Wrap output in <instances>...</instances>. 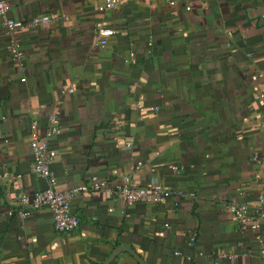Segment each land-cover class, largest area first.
Masks as SVG:
<instances>
[{"label":"crops","instance_id":"obj_1","mask_svg":"<svg viewBox=\"0 0 264 264\" xmlns=\"http://www.w3.org/2000/svg\"><path fill=\"white\" fill-rule=\"evenodd\" d=\"M7 1L16 20H57L16 32L21 63L0 21V264H100L117 245L146 264H264V218L242 232L227 208L242 191L256 212L264 186V0H125L103 12L102 0ZM98 28L114 31L104 45ZM33 124L55 151L52 184L30 169ZM93 175L171 195L126 205L78 192L79 224L65 233L47 209L7 213L21 194ZM109 264L139 263L122 252Z\"/></svg>","mask_w":264,"mask_h":264},{"label":"built area","instance_id":"obj_2","mask_svg":"<svg viewBox=\"0 0 264 264\" xmlns=\"http://www.w3.org/2000/svg\"><path fill=\"white\" fill-rule=\"evenodd\" d=\"M125 0H102L97 6L98 11H108L116 9ZM180 0H167L169 5H175ZM186 10H190L188 5ZM10 4L7 0H0V21L5 33L9 36L8 50L11 56L22 62V54L20 44L15 38L18 30L24 28L35 27L38 25H45L57 20L54 14L38 15L31 20L24 22L16 20L10 16ZM114 33L113 29H97L99 44H106V38ZM230 36V33H228ZM148 47L152 45V39L149 37L147 41ZM264 95V88L255 96L259 99ZM148 111H157V107L148 108ZM51 121L56 122V117L51 116ZM33 136L30 140V150L32 154V161L30 164L31 172L47 181L49 184L54 182V174L51 170V163L55 156V151L48 148L43 137H39L35 132V124L32 125ZM60 133L58 126L53 125L48 129L46 135ZM132 140L130 139L125 148H131ZM172 169L177 171V167ZM99 191L104 190L105 198L110 202L122 201L126 205H133L134 203H151L157 204L166 201L171 195V191L162 183L150 184L145 186H135L131 184H118L114 187H107L102 179L93 175L90 180L79 186L71 189L58 190L52 187L38 190L32 194H21L14 202L13 206L8 210L9 216H16L20 221L29 218L35 211L47 209L51 213L53 220V227L57 233H65L73 231L79 224V219L71 212L70 203L72 198L81 191ZM256 200L258 208L256 212L250 210L249 204L244 200V193L239 191L237 196L228 201L227 208L234 218L240 231L254 232L259 227V221L264 218V186L256 191ZM166 228H170L169 224L165 223ZM196 240V234L191 231L187 237L188 247H192ZM175 254H178L176 251ZM223 257H231V255L222 254Z\"/></svg>","mask_w":264,"mask_h":264},{"label":"water","instance_id":"obj_3","mask_svg":"<svg viewBox=\"0 0 264 264\" xmlns=\"http://www.w3.org/2000/svg\"><path fill=\"white\" fill-rule=\"evenodd\" d=\"M122 252H125L131 255L137 263L146 264L143 258L140 257L139 254L136 253V251H134V249L126 245L115 246L113 250L111 251V253L109 254V256L106 259H104L100 264H109L115 259L117 255H119Z\"/></svg>","mask_w":264,"mask_h":264}]
</instances>
